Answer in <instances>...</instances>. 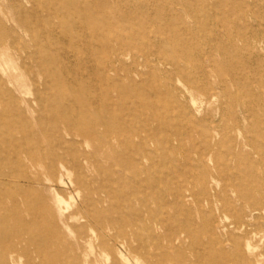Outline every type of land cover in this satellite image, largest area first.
I'll return each mask as SVG.
<instances>
[{"label":"rangeland","instance_id":"rangeland-1","mask_svg":"<svg viewBox=\"0 0 264 264\" xmlns=\"http://www.w3.org/2000/svg\"><path fill=\"white\" fill-rule=\"evenodd\" d=\"M87 6L97 10L95 16L86 15ZM22 7L41 13L48 23L47 28L50 24L57 27L56 35L49 34L41 40L43 44L51 45L50 54L76 92L81 89L83 94L89 95L105 90L107 83L94 72L104 65H111L110 58H115L116 54L112 49L102 48V43L118 46L117 40L123 39L125 47L133 48L129 56L115 62L117 71L108 72V77L111 84L126 92L122 97L124 102L139 106L140 110L134 116L138 125L149 124L156 130L152 135V227L162 238L160 245L152 241L148 253L123 256V248L108 235L101 239L94 237L92 241L78 237L62 216L67 206L64 202L70 204V210L76 202L74 185L68 179L62 185L50 183L44 179V172L40 176L30 168L29 173L34 174V185L37 186L35 195L26 203L24 195L20 194L17 205L22 219H28L27 224L31 225L29 230L23 220L16 222L10 218L13 205L6 195L17 192L0 181V195H5L0 200V264H27L28 258L35 264H155L151 252L154 254L159 246L168 245L167 230L161 224L168 217L171 229L190 225L198 231L187 242L188 264H215L212 255H217L216 262L220 260L223 264H264V229L249 238L241 231L225 227L239 217L247 218L248 210L222 212L217 207L224 204L223 201H208L203 195L209 189L197 163L203 138L198 131L189 132L188 126L191 111L195 113L196 121L204 119L203 130L218 134L221 152L228 162L234 163V154L246 151L255 154L257 151L259 158L260 152L264 153V0H0V15L7 12L13 16ZM46 7L51 8L50 13ZM83 20L102 24V27L88 37L77 24ZM64 30L74 37V42L68 40ZM25 37L29 39L28 34ZM156 47L160 51L150 57L147 66L143 53ZM211 49L212 57L218 63L211 74L217 72V80L228 84L227 92L223 86L216 88L218 96L212 100L201 95L203 88L212 90L211 84L203 80L206 59L201 53L204 51L209 55ZM92 52L101 58L98 62L91 61ZM0 53V58L6 62V68L0 67V75L20 78L24 86L18 105L26 108L27 100L33 99L37 82H43V78L36 67H28L29 60L23 59L25 51L16 48L10 38H5L4 45H0ZM168 60L176 66H165L164 61ZM134 61H138L139 66L134 67ZM40 89L43 90V86ZM230 94L237 95V101L234 102ZM112 95L117 97V92L113 91ZM192 96L196 98V105ZM11 106L0 94V112H5L0 116V122L10 124L11 120H18L37 125V113L29 112L30 118L26 119L10 114ZM116 106L121 107L120 104ZM197 107L201 110L198 113ZM248 109L256 114L255 117ZM217 112L221 115L216 123H212L210 114ZM237 120L242 133L237 132ZM9 128L14 130L12 125ZM141 134L145 136L146 133ZM244 134L248 136L247 141ZM253 143L258 146L257 150ZM93 144L85 141L82 148L91 151ZM98 159L104 164L109 163L106 158ZM143 164L148 161L144 159ZM256 165L264 170V161ZM87 167L84 163L82 168L72 169L74 176L83 182L82 195L90 193L85 183L95 188L94 179L111 174L94 168L87 170ZM216 184V181L210 183ZM112 188L119 193L128 189L116 185ZM177 191L184 197L180 204L177 203ZM28 207L35 211V218ZM205 217L208 224L203 222ZM40 231L42 237L38 235ZM29 237H33L32 244L26 242ZM132 237L129 233L128 238L137 247L138 243ZM198 238L215 239L216 243L200 248L195 246ZM102 240L106 247L101 244ZM222 247L225 252L221 251ZM26 249L32 254L29 255ZM53 254L57 257L55 260ZM199 254L203 258L198 257Z\"/></svg>","mask_w":264,"mask_h":264},{"label":"bare ground","instance_id":"bare-ground-1","mask_svg":"<svg viewBox=\"0 0 264 264\" xmlns=\"http://www.w3.org/2000/svg\"><path fill=\"white\" fill-rule=\"evenodd\" d=\"M47 10L48 13L51 12L50 7ZM85 12L87 16L92 17L95 16L97 10L87 6ZM4 13V16L0 15V45H4L5 38H10L16 48L25 51L23 59L29 60L28 67H36L38 75L43 78V82H37L33 99L27 100V107L23 108L18 105L21 102L24 86L20 83V78L0 75V94L11 103L10 114L20 115L27 119L30 118L29 112L37 113L36 126L18 120H11L10 124L0 122V181L11 185L17 192L13 195H6L13 205L10 218L16 222L23 220L28 225V219H22L18 213L17 205L20 194L24 195L26 203L35 195L37 186L34 183L36 181L32 176L34 174L29 173V169L34 168L37 175L42 176L44 172V179L50 183L62 185L68 179L74 185L77 195L76 202L71 205L72 210H70V204L64 202L67 206L62 216L78 237H86L92 241L94 237L101 239L104 235H108L110 240H114L123 248V256L148 253L152 241L160 245L162 238L161 234L152 227V135L156 130L152 129L149 124L138 125L134 116L136 111L140 110L139 106L136 105L137 103L124 102L122 97L126 92L111 84L108 77V72L117 71L115 62L122 60L124 56H129L133 48L125 47L123 39L117 40L120 42L118 46L102 43V48L112 49V52L116 54L115 58H110L111 65H104L102 69L94 72L95 76L101 77L107 83V86L105 90H101L102 93L95 92L85 95L81 89L76 92L68 76L62 74L54 56L50 54L51 45L46 42L42 43L41 39L46 35H56L57 27L50 24V28H47L48 23L37 10L28 11L22 7L13 16L7 12ZM76 23L75 25L79 24L80 30L86 32L88 37H91L89 35L92 33H97V30L102 27V24L89 23L86 20ZM65 33L68 40L74 42V37L68 34V30ZM26 34L29 35V39L25 37ZM159 51L160 49L156 47L152 51L148 50L143 53L147 66L150 64V57L153 54L157 55ZM201 53L206 59L203 67V80L212 86L211 91L203 88L201 95L210 100L216 99L218 96L216 88L223 86L224 91L227 92L228 84L217 80V72L213 76L211 74L218 65L216 59L212 57L213 49L210 50L209 55L204 51ZM90 59L98 62L101 58L96 52H92ZM5 65L6 62L0 58V67L6 68ZM133 65L134 67L139 66L138 61H134ZM164 65L176 66L172 60L164 61ZM65 72L69 73L67 69ZM33 79L37 80V78ZM236 84L238 85V82ZM40 86H43L44 91L40 89ZM113 91L117 92V97L112 95ZM230 95L234 102L237 101V95ZM192 101L195 105L197 104L194 96H192ZM117 104L121 107H117ZM200 111L197 107L196 112ZM248 112L255 117L256 114L252 113L253 111L248 109ZM4 114L5 112H0V116ZM220 115V112L215 115L210 114L212 123H216ZM203 121L204 119L196 121L194 112L188 113L189 132L198 131L203 138L202 150L199 149L197 161L203 172V181L209 186L203 195L208 201L215 199L223 201L224 204L217 207L222 212H240L247 209V218L239 217L225 227H232L250 238L253 233L264 229V170L261 171L256 165L257 162L264 161V153L260 152L259 158L256 156L257 151L255 154L247 151L239 154L233 153L234 163L228 162L221 152L222 143L218 134L203 130ZM11 125L14 127L13 131L9 128ZM236 129L237 132L242 133L239 120H237ZM142 132L146 133L145 136L141 134ZM244 136L247 141L248 136L246 134ZM85 141L94 143L93 150L87 151L82 148ZM4 146L9 149L4 150L2 148ZM253 146L256 150L258 149L255 143ZM228 154L230 156V153ZM98 157L106 158L109 163L100 162ZM144 159L148 161V164H143ZM84 163L88 165L87 170L94 168L100 170L101 173H111L104 178L94 179L95 188L85 183V188L90 191L86 195L81 194L82 180L76 178L72 172L73 167L82 168ZM89 175L92 176L91 173ZM213 181L217 182L216 186L210 185ZM114 185L127 186L128 189L126 192L119 193L117 189L112 188ZM103 192L105 195L102 194ZM58 195L57 192L56 196ZM4 197L5 195H0V200ZM176 198L179 204L184 201L183 194L179 191L176 193ZM27 210L35 218V211L30 207ZM169 220L170 217L161 221L162 226L167 230L168 245L159 246L154 254L151 252L152 260L155 264H167L168 262L188 264L187 242L198 231L196 227L190 225L176 230L171 229ZM203 222L208 224V218L205 217ZM30 226L26 227L27 230L31 228ZM129 233L138 243L137 247L128 238ZM38 235L42 237L43 233L40 231ZM26 242L32 244L33 237H29ZM215 243V239L204 241L198 238L195 246L207 248ZM101 244L106 247L103 240ZM26 251L29 255L32 254L29 249ZM221 251L225 252L223 247ZM52 257L53 260L57 258L55 254ZM198 257L203 258L202 254ZM211 258L215 260L213 263L223 264L220 260L216 262L217 255H212ZM27 264L35 263L28 258Z\"/></svg>","mask_w":264,"mask_h":264}]
</instances>
